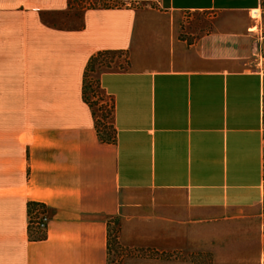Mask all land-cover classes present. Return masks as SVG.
<instances>
[{
	"label": "crops",
	"instance_id": "obj_1",
	"mask_svg": "<svg viewBox=\"0 0 264 264\" xmlns=\"http://www.w3.org/2000/svg\"><path fill=\"white\" fill-rule=\"evenodd\" d=\"M108 1L134 6L63 29L69 0H0V264H110L115 224L126 264L168 261L147 251L264 264L262 0ZM136 5L218 18L182 40ZM102 52L130 65L99 79L106 139L84 84ZM32 202L49 211L42 240Z\"/></svg>",
	"mask_w": 264,
	"mask_h": 264
},
{
	"label": "rangeland",
	"instance_id": "obj_2",
	"mask_svg": "<svg viewBox=\"0 0 264 264\" xmlns=\"http://www.w3.org/2000/svg\"><path fill=\"white\" fill-rule=\"evenodd\" d=\"M133 7V4H123V3H112L108 0H69V8L63 17L62 28L63 29H75L79 28L83 23L82 13L87 9H102V8H123V7ZM138 8L145 9L146 20L150 22H158L172 25L174 24L177 28V34L182 40H192L195 38H201L207 34L213 23L218 18L217 14L212 13H197V12H177L173 15L163 16L159 11H156L154 7H143V5H136ZM259 21L258 24L254 26L255 32L264 33V0L260 9L252 16ZM257 15V16H256ZM235 17L222 16L221 20L224 21H235ZM262 25L260 30L258 27ZM195 35V36H190ZM90 63V62H89ZM129 54L125 52H108L103 55L98 56L89 67H87L85 73V100L93 108V112L97 118V126L101 132L102 138H107V131L109 125L105 122V113L111 114V103L107 101L106 104H102L101 101L104 99L103 95L99 89V79L106 72H120L129 70ZM107 129V130H106ZM113 226L110 231V264H126L125 258L123 257V250L115 245L114 240L117 238L118 226ZM138 253L129 252L125 253L126 256H136ZM142 258L147 259L149 257L158 258L159 260L168 257V261H159V264H212L211 255L207 253H188L184 251L170 252L168 256L161 255L157 251H147L140 253Z\"/></svg>",
	"mask_w": 264,
	"mask_h": 264
},
{
	"label": "built area",
	"instance_id": "obj_3",
	"mask_svg": "<svg viewBox=\"0 0 264 264\" xmlns=\"http://www.w3.org/2000/svg\"><path fill=\"white\" fill-rule=\"evenodd\" d=\"M50 215L47 206L41 205L29 216L30 237L36 240L45 239L48 235Z\"/></svg>",
	"mask_w": 264,
	"mask_h": 264
},
{
	"label": "trees",
	"instance_id": "obj_4",
	"mask_svg": "<svg viewBox=\"0 0 264 264\" xmlns=\"http://www.w3.org/2000/svg\"><path fill=\"white\" fill-rule=\"evenodd\" d=\"M105 53H108V52H102V53H99V54L95 55V56L91 59V61H90L89 65H88V67L90 66V64L93 63V61H94L98 56L103 55V54H105ZM41 205H44V204H41V203H35V202L30 203V204H29V216H31V214H32V213H33L38 207H41ZM114 243H115V245L117 244V247H118L119 249H121V250L124 251V248H123V247L120 245V243H119L118 236H117V238H115ZM109 247H111V241H110V238H109ZM109 251H110V248H109Z\"/></svg>",
	"mask_w": 264,
	"mask_h": 264
}]
</instances>
